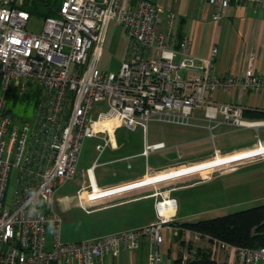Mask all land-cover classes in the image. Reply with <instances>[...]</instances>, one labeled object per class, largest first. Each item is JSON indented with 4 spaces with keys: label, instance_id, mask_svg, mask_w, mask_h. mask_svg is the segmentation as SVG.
<instances>
[{
    "label": "built area",
    "instance_id": "obj_1",
    "mask_svg": "<svg viewBox=\"0 0 264 264\" xmlns=\"http://www.w3.org/2000/svg\"><path fill=\"white\" fill-rule=\"evenodd\" d=\"M43 1L0 0V264H106L122 248L139 249L144 238L153 246L149 264H164L166 234L179 232L172 225L176 198L166 195L157 201L156 219L145 226L65 243L60 240L61 218L53 208L56 189L75 177L86 140H98L100 157L120 126L147 130L152 121L190 126L200 108L210 130L220 124L256 126L243 119L241 105L219 103L213 94L234 88L264 90V74L249 64L239 78L218 76V48L213 46L206 57L194 55L189 40L178 41L171 30H161L159 8L150 0H64L57 16L43 19L39 32L29 31L32 14L24 5ZM207 1L215 9L216 23L233 3L253 2L264 9V0ZM112 22L128 36L117 73L99 69ZM14 87L40 93L33 123L19 130L5 114L6 94ZM165 148L164 142L146 141L143 155ZM14 167L19 176L8 206ZM48 225L54 227L50 245ZM186 237L199 241L203 236L186 229ZM213 243L235 253L242 264H264V247ZM194 254L183 249L181 264Z\"/></svg>",
    "mask_w": 264,
    "mask_h": 264
},
{
    "label": "rangeland",
    "instance_id": "obj_2",
    "mask_svg": "<svg viewBox=\"0 0 264 264\" xmlns=\"http://www.w3.org/2000/svg\"><path fill=\"white\" fill-rule=\"evenodd\" d=\"M42 22V17L32 14L28 26L29 31L39 32ZM127 45V33L120 25L112 22L104 40L99 69L117 73L125 57ZM33 91V89H29L24 93L29 92L33 96L35 94ZM7 108L10 110V117L15 130H19L24 123L32 124L36 116L34 99L20 102L17 105L9 102ZM181 130L190 131L189 127L186 126L169 125L157 121L150 122L147 130L142 129L144 133L148 132L150 143L162 140L167 145L174 146L173 149L150 154L148 158L150 166L168 165L174 160H179L180 155L185 160L213 151V141L207 139L208 131H202L196 136L201 138L199 142L176 144L177 141L173 135ZM220 130V128L214 130V134H217L214 142L218 148L240 140L239 135H219ZM126 132L127 130L123 126L119 129L121 134ZM144 140L145 135L142 133H137L135 136L127 134L125 136V142L128 143L126 148L115 151L113 148L115 142L112 141L104 155L102 154L98 159V152L95 150L97 141L89 139L84 142L75 177L60 185L54 193L53 207L62 221L60 226V240L62 242H78L100 235H111L117 231H127L151 220L154 221L156 219L155 204L166 195L176 198L178 201L177 220L179 222L211 219L264 204V162L238 166L229 171L226 170L241 162L194 170L198 166L215 159L216 156L200 163L184 165L146 176L145 178L154 179L174 175L167 179L154 181L146 186L128 189L123 191L126 192L123 194L90 202L87 195L92 192V189L86 176L87 167L91 166L97 159V174L101 177L100 181L124 174H132L137 171L138 166L145 165V158L135 157L128 160L125 157L141 152ZM175 145L179 146L175 147ZM112 160H116L115 163L111 162ZM128 163L132 164V169L127 167ZM189 170L193 171L187 172ZM18 176L19 170L14 167L8 182L5 205L11 206L13 204ZM78 192L80 193L79 196ZM140 194H144V196L148 194V196H139L138 200H129L122 204L113 205L118 197L129 199L131 196ZM58 198H63V201H58ZM53 233L54 227L48 225L47 245L51 244ZM202 239L209 241L208 237H202ZM182 241L185 245L190 243L194 246L198 242L187 237H183ZM175 243L179 245L178 241Z\"/></svg>",
    "mask_w": 264,
    "mask_h": 264
},
{
    "label": "crops",
    "instance_id": "obj_3",
    "mask_svg": "<svg viewBox=\"0 0 264 264\" xmlns=\"http://www.w3.org/2000/svg\"><path fill=\"white\" fill-rule=\"evenodd\" d=\"M150 1L156 4L159 8L161 16V30H171L172 35L178 41L183 39L189 40V42L191 43V51L194 55H197L199 57H206L208 56L213 46H216L218 48V54L215 58V72L218 76H234L239 78L244 74L249 64H252L256 73L264 74V9L262 7L253 2H243L239 4L233 3L227 8L222 19L218 23H216L212 19V15L215 9L211 4L208 3L207 0ZM213 98L219 103H233L241 105L244 110L243 119L247 122L256 123L257 125L236 128L231 125L220 124L210 130L208 128V123L205 120L204 109H197L194 112L193 119L191 120V125L186 126L189 127L190 131H177L173 135V138L177 141L176 144L179 145L192 144L201 140V138L196 137L198 134H200L202 131H208L209 136L207 137V139L213 141V151H209L197 157L185 160H183L182 155H180L178 158L179 160H174L168 165H154L153 167L150 166L148 162V158L150 157V155H143L145 143L146 141L149 142L148 132L144 133L142 131V128L131 130L123 126L126 128L127 132L121 134L119 133V129L122 126H120L115 131L111 140V142H115L113 147L114 150H121L127 147L128 143L125 142V136L127 134H132L135 136V134L137 133H142V135H145V140L143 142L141 152L131 154L129 156H126L125 158L129 160L135 157H142L145 158L146 163L144 166H138L137 171L132 174H124L115 176L111 179H103L102 181H100L101 177H99V174H97V159L99 158L97 157V159L91 164V166L87 167L86 169L88 182H91L94 187V191L90 192L87 195L88 200L92 202L101 200L109 196L126 193L123 191L142 186L141 183L144 180L149 179L145 178L146 176L163 171H168L184 165L200 163L215 156V159L202 164V166L215 162L217 158H228L239 154H245L251 151H259V153L253 158L243 159L244 162H242L243 160H240L241 163L235 164L226 171L242 165L264 162V152L261 151V148H264V90L250 91L234 88L225 93L216 92L213 94ZM219 120H222L221 115L219 116ZM219 128L221 129L219 135H239L240 140L230 142L229 144L223 145L218 148L214 142L215 138L217 137V134H214V130ZM96 141L98 143V140ZM157 142H164L166 144V148L163 150L173 149L174 147L171 145H167V143L162 140L156 141L154 143ZM179 145H175V147ZM160 151H156L153 153H157ZM105 152L106 150L104 151V153ZM114 161L116 160H112L111 162ZM127 167L130 169L133 168L132 164L130 163H128ZM124 186H127L126 190L115 192L112 195H107L95 199H91L89 197L97 190L106 192L109 190H117ZM139 196L147 197L148 194H145V196L144 194L136 196L134 195L129 199L125 197H118L116 198L117 200L115 203H113V205L122 204L128 202L129 200H138V198H140ZM58 201H63V198H58ZM97 209L99 208L97 207ZM151 222L153 221L151 220L148 223L135 226L133 229L145 226ZM119 232L122 231H117L115 233ZM166 235L167 240L165 247L164 264H173L181 250L179 245L175 243L176 241L173 234L168 232V234ZM101 236L103 235H100L98 237ZM191 240L194 239L191 238ZM195 247L208 248L213 258L219 264H242L235 253L231 252L227 248L214 246L213 242H210L206 239H201L196 242ZM152 248L153 246L150 240L148 238H144L139 249L130 251L128 249L122 248L118 257L115 254L109 255L106 258V264H149V254L152 251Z\"/></svg>",
    "mask_w": 264,
    "mask_h": 264
},
{
    "label": "trees",
    "instance_id": "obj_4",
    "mask_svg": "<svg viewBox=\"0 0 264 264\" xmlns=\"http://www.w3.org/2000/svg\"><path fill=\"white\" fill-rule=\"evenodd\" d=\"M63 1L46 0L43 2H33L32 4L25 3L24 8L28 9V11L31 10V14L45 19L57 16ZM33 92L35 93L33 96L29 92L22 94L18 87H14L6 94L7 104L11 102V104L17 105L20 102L34 99L35 107H37L40 93L38 90H34ZM5 114L10 116V110H8L7 106ZM172 225L179 229L174 239L178 241L180 248L182 247L173 264L182 263L183 249L195 253L193 258L189 259L186 264H219L213 258L208 248L195 247L190 243L185 245L182 238L186 229L201 234L203 238L209 237L210 242L218 240L237 247L250 249L264 247V204L211 219L192 222H179L175 220Z\"/></svg>",
    "mask_w": 264,
    "mask_h": 264
},
{
    "label": "bare ground",
    "instance_id": "obj_5",
    "mask_svg": "<svg viewBox=\"0 0 264 264\" xmlns=\"http://www.w3.org/2000/svg\"><path fill=\"white\" fill-rule=\"evenodd\" d=\"M261 151L264 152V148H261ZM258 153H259V151H251V152H248V153H245V154H239V155H235V156L228 157V158H217V160L215 162H212L210 164H206V165H203V166H199V167H197L194 170L204 169V168H208V167L227 165V164H230V163H233V162H237V161H240V160H243V159H246V158H253V157L257 156ZM190 171H193V170H189L187 172H190ZM183 173H186V172H183ZM183 173H179V174H183ZM172 176H174V175H166L164 177L157 178V179H154V180L153 179H146V180H144L141 183V185L142 186H146V185H149L150 183H152L154 181L167 179V178H170ZM126 189H127V186H124V187H122L120 189H117V190H109V191H106V192H101V191L97 190L96 192L91 194L89 197L91 199L100 198V197H103V196L112 195L115 192H118V191H121V190H126Z\"/></svg>",
    "mask_w": 264,
    "mask_h": 264
}]
</instances>
